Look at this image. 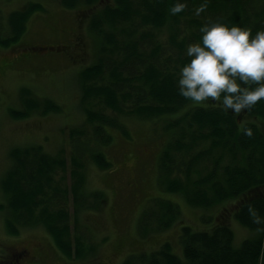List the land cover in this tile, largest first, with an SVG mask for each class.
<instances>
[{"label": "trees", "instance_id": "trees-1", "mask_svg": "<svg viewBox=\"0 0 264 264\" xmlns=\"http://www.w3.org/2000/svg\"><path fill=\"white\" fill-rule=\"evenodd\" d=\"M59 1L66 8L85 5L93 9L90 30L101 39L100 49L97 62L79 75L78 107L85 118L80 127L72 126L64 141L68 143L56 155L46 153L41 146L11 152V167L1 182L9 232L18 231L19 226H43L56 246L68 255L70 251L64 248L72 245L67 240L70 206L76 207L92 197L86 189L87 166L91 162L103 170L111 166L97 144L90 152L86 146L93 141L101 143L102 138L109 142L111 136L106 128H119L120 115L165 123L175 117L169 128L176 138L159 164V181L195 208L210 210L228 203L220 209L212 228L183 227L179 238L183 259L173 255L166 245L149 264H264V99L250 110L233 115L210 100L191 103L177 93L176 85L179 67L187 60L184 47L199 39L202 24H240L255 32L264 28V0H181L185 7L175 15L168 9L176 0ZM201 4L204 8L196 15ZM35 5L11 15V34L9 31V37L0 39V45L22 36L26 13L38 9ZM167 21L172 22L168 42L161 44L157 32ZM23 98L25 109L11 111L14 118H23L27 108L29 113L38 107L28 99V92L23 93ZM58 106L46 103L43 113H58ZM244 127L253 129L251 137L243 135ZM201 142L210 143V147L185 157ZM210 157L214 159L212 170L198 178L193 183L196 189H192L188 181L193 170L200 159ZM93 196L103 198V194ZM249 205L261 222H255L249 214ZM159 208L163 212L158 222L164 227L171 222L167 221V212L179 213L178 206L170 201L163 200ZM230 213L251 234L239 247L235 246L229 225ZM202 221L207 225L212 218L203 217Z\"/></svg>", "mask_w": 264, "mask_h": 264}, {"label": "rangeland", "instance_id": "rangeland-1", "mask_svg": "<svg viewBox=\"0 0 264 264\" xmlns=\"http://www.w3.org/2000/svg\"><path fill=\"white\" fill-rule=\"evenodd\" d=\"M33 4L38 9L26 13L22 36L0 46V249L4 254L10 249L14 252L27 248L35 259L46 255L43 264H149L167 244L173 255L183 259L179 239L183 227L212 228L217 214L228 202L210 210L195 208L181 194L170 193L159 181L164 148L176 138L169 128L175 117L165 123L120 115L119 128H106L110 142L102 138L101 143L93 141L86 146L90 152L97 144L111 166L100 169L88 158L91 164L87 166L86 189L92 197L78 203L77 208L70 206L67 240L72 245L70 249L64 248L70 251L68 255L55 245L43 226H19L13 233L6 227L8 211L3 208L6 195L1 182L11 167L12 150L42 146L46 153L56 155L68 143L64 141L68 140L72 126L80 127L85 118L78 107L79 75L97 62L101 43L90 30L93 9L85 5L66 8L59 0H0V39L9 37V31L11 34V15L24 13ZM170 25L172 22L167 21L157 32L161 44L168 42ZM116 30L120 28L116 26ZM22 92H28V99L38 107L29 113L27 108L23 118H14L11 111L25 109ZM46 100L60 106L58 113H43ZM209 147L210 143L201 142L185 157ZM200 160L188 181L192 189L198 178L212 170V157ZM184 181L185 176L181 182ZM96 193L103 194V198H93ZM162 199L179 208L178 215L167 212V221L171 222L165 227L159 224L160 215L155 212ZM156 215L159 217L155 219ZM229 216L234 243L239 247L251 234L232 213ZM203 217L212 218L211 223L205 225ZM37 246L43 248L35 253ZM39 259L34 262L39 264Z\"/></svg>", "mask_w": 264, "mask_h": 264}, {"label": "clouds", "instance_id": "clouds-1", "mask_svg": "<svg viewBox=\"0 0 264 264\" xmlns=\"http://www.w3.org/2000/svg\"><path fill=\"white\" fill-rule=\"evenodd\" d=\"M184 7L176 0L168 11L175 15ZM203 8L197 7L196 15ZM199 32V39L184 47L187 60L178 70L177 93L193 104L210 100L233 115L264 99V28L253 32L247 26L215 21L202 24ZM243 135L251 137L253 129L244 127ZM248 211L261 222L251 205Z\"/></svg>", "mask_w": 264, "mask_h": 264}, {"label": "flooded vegetation", "instance_id": "flooded-vegetation-1", "mask_svg": "<svg viewBox=\"0 0 264 264\" xmlns=\"http://www.w3.org/2000/svg\"><path fill=\"white\" fill-rule=\"evenodd\" d=\"M43 247L42 246H37L34 251L41 250ZM1 250V249H0ZM12 249L6 251L4 254L1 250L0 252V264H36L34 261L35 256L33 255L32 252L29 251L27 248L23 249H16L14 252L11 251ZM34 257H33V256ZM39 264H43L46 261V255H42Z\"/></svg>", "mask_w": 264, "mask_h": 264}]
</instances>
